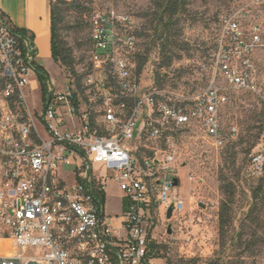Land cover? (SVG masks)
<instances>
[{
  "label": "built area",
  "instance_id": "1",
  "mask_svg": "<svg viewBox=\"0 0 264 264\" xmlns=\"http://www.w3.org/2000/svg\"><path fill=\"white\" fill-rule=\"evenodd\" d=\"M91 25L79 87L66 73L42 88L30 37L18 39L0 14V242L14 252L0 264H152L158 219L184 208L168 133L197 125L223 149L237 136L224 121L231 95L250 94L263 108L261 140L242 176L264 177V74L255 57L264 50V0H240L220 19L208 85L191 96L157 87L144 67L136 73L130 18L110 11ZM142 140L161 141L165 153L140 157ZM109 178L127 201L116 227L102 202Z\"/></svg>",
  "mask_w": 264,
  "mask_h": 264
},
{
  "label": "rangeland",
  "instance_id": "2",
  "mask_svg": "<svg viewBox=\"0 0 264 264\" xmlns=\"http://www.w3.org/2000/svg\"><path fill=\"white\" fill-rule=\"evenodd\" d=\"M54 2L55 0H49ZM71 1V0H65ZM158 0H88L89 13H65L60 37L72 49L74 70L83 75L89 69V22L93 14L128 17L140 32L136 49L129 61L136 62L137 55L146 58L143 70L155 79V85L185 96L204 90L211 77V65L216 49L220 19L226 16L240 0H189L179 19L178 26H170L168 42L159 40L161 26H151L149 20ZM162 46H165L163 50ZM260 74H264V50L255 54ZM171 58L169 67L160 65ZM48 77L61 83L68 71L53 61L38 62ZM97 108H94V112ZM224 121L234 124L237 136L217 150L204 138L197 125L178 128L168 133L170 142L178 151L179 159L172 168L180 181L177 194L184 208L176 218L159 222L154 231L157 257L152 264H165L166 259H195L197 264H264V219L260 227L250 226L245 216L251 203V192L257 181L245 180L242 170L249 155L260 143L263 108L250 94L239 93L229 97L224 108ZM140 157L150 156V150L165 153V144L143 141ZM73 166L64 167L71 172ZM225 175L234 185L232 225L229 237L241 232L243 245L235 237L232 243L220 248L217 213L222 196L218 190L219 175ZM111 177L110 173L108 174ZM193 177V182L188 177ZM74 182L73 179L69 183ZM104 213L107 223L117 226L126 206V198L113 179L106 182ZM253 237L251 236V234ZM11 242H0V257L10 255Z\"/></svg>",
  "mask_w": 264,
  "mask_h": 264
},
{
  "label": "trees",
  "instance_id": "3",
  "mask_svg": "<svg viewBox=\"0 0 264 264\" xmlns=\"http://www.w3.org/2000/svg\"><path fill=\"white\" fill-rule=\"evenodd\" d=\"M189 0H158L157 7L154 9L151 17L150 24L151 26H158L163 29L162 33L158 37L159 40L168 42V31L170 26H178L180 16L184 13ZM89 3L88 0H55L54 2L50 1V55L53 63L58 66L63 67L67 70V74L72 75L76 79L77 86L81 81L82 75H78L74 70V58L72 54V49L64 42L60 37V28L64 21L65 13L73 12L79 14L81 17L89 13V10L85 8V5ZM2 16H5L0 12ZM97 14V13H95ZM93 14L92 17L95 15ZM99 14V13H98ZM6 17V16H5ZM91 17V19H92ZM7 18V17H6ZM8 19V18H7ZM91 19L89 22V32L91 25ZM12 33L18 39H24L30 37L32 41V35L28 34L26 31L18 29L12 26ZM140 35L138 30L136 31V37ZM90 44V40H89ZM163 50L165 46H162ZM172 59L167 58L160 67H169ZM146 58L141 55L136 57V73L139 74L142 68L144 67ZM35 73L38 77L39 82L43 88V82L48 80V74L45 69L38 63L34 62ZM243 171V170H242ZM257 185L251 192V203L246 213L245 219L246 222H249L250 226L260 227L263 225L264 219V177L256 180ZM218 190L222 196V199L219 203L218 213H217V229H218V238L220 243V248H224L226 244L232 243L236 239L240 241L243 245H247L246 240H242L241 232H238L234 237H229V230L232 225V214H233V199L235 197L234 185L229 179L220 174L218 178ZM104 202V201H102ZM255 236L254 232L251 234ZM158 247L153 245L151 247V256L152 258L157 257ZM165 264H197L195 259H178L171 260L166 259ZM215 264V263H214Z\"/></svg>",
  "mask_w": 264,
  "mask_h": 264
},
{
  "label": "crops",
  "instance_id": "4",
  "mask_svg": "<svg viewBox=\"0 0 264 264\" xmlns=\"http://www.w3.org/2000/svg\"><path fill=\"white\" fill-rule=\"evenodd\" d=\"M49 4V0H0V12L11 24L33 36L32 46L36 62L52 61Z\"/></svg>",
  "mask_w": 264,
  "mask_h": 264
},
{
  "label": "water",
  "instance_id": "5",
  "mask_svg": "<svg viewBox=\"0 0 264 264\" xmlns=\"http://www.w3.org/2000/svg\"><path fill=\"white\" fill-rule=\"evenodd\" d=\"M171 211H172V208L171 206L167 209V212H166V220H170L171 218Z\"/></svg>",
  "mask_w": 264,
  "mask_h": 264
},
{
  "label": "bare ground",
  "instance_id": "6",
  "mask_svg": "<svg viewBox=\"0 0 264 264\" xmlns=\"http://www.w3.org/2000/svg\"><path fill=\"white\" fill-rule=\"evenodd\" d=\"M10 253H14L13 251H10Z\"/></svg>",
  "mask_w": 264,
  "mask_h": 264
}]
</instances>
